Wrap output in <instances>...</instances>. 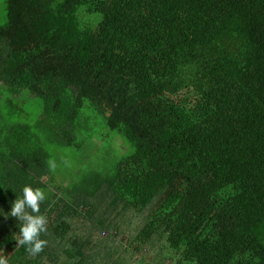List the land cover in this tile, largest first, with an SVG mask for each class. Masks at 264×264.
<instances>
[{
  "label": "trees",
  "instance_id": "obj_1",
  "mask_svg": "<svg viewBox=\"0 0 264 264\" xmlns=\"http://www.w3.org/2000/svg\"><path fill=\"white\" fill-rule=\"evenodd\" d=\"M3 6L8 264H131L130 248L157 249L153 264H264V0ZM84 108L128 153L107 172L57 186L49 149L82 150ZM25 185L47 195L48 243L37 255L17 245L20 222L5 217Z\"/></svg>",
  "mask_w": 264,
  "mask_h": 264
},
{
  "label": "rangeland",
  "instance_id": "obj_2",
  "mask_svg": "<svg viewBox=\"0 0 264 264\" xmlns=\"http://www.w3.org/2000/svg\"><path fill=\"white\" fill-rule=\"evenodd\" d=\"M4 1L0 0V21L5 16ZM82 113L80 122L85 129L78 133V141L82 143V150H78L77 147L62 146H52L49 149L51 165H55L53 172L57 177V186L63 183L64 186L75 185L84 175L92 172H107L113 169L116 163L128 153L129 146L122 137L105 128L104 119L101 116L87 108H84ZM85 230L86 227H83L81 231ZM108 235V232H105L102 237ZM120 240L124 242L125 247L128 246L129 239L127 237L123 236ZM110 242H113V239ZM130 250L131 254L126 256L124 261L126 262L129 258L131 264H137L139 261H143L144 264H153L154 258H156L157 249L156 251H137V249L130 248Z\"/></svg>",
  "mask_w": 264,
  "mask_h": 264
},
{
  "label": "clouds",
  "instance_id": "obj_3",
  "mask_svg": "<svg viewBox=\"0 0 264 264\" xmlns=\"http://www.w3.org/2000/svg\"><path fill=\"white\" fill-rule=\"evenodd\" d=\"M52 167L54 170L55 165ZM46 198L44 189L25 185L22 188V196L16 197L11 202L10 212L6 213L7 216L3 215L14 217L20 222L17 245L26 247L31 255L41 253L48 243L40 238L42 233L47 232L48 217L41 213L40 208ZM0 264H8L6 257L0 256Z\"/></svg>",
  "mask_w": 264,
  "mask_h": 264
},
{
  "label": "built area",
  "instance_id": "obj_4",
  "mask_svg": "<svg viewBox=\"0 0 264 264\" xmlns=\"http://www.w3.org/2000/svg\"><path fill=\"white\" fill-rule=\"evenodd\" d=\"M0 256H3L1 253H0ZM5 257V256H4Z\"/></svg>",
  "mask_w": 264,
  "mask_h": 264
}]
</instances>
